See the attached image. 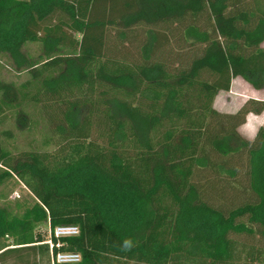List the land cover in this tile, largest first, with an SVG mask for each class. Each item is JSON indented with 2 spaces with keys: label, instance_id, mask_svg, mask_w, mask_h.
<instances>
[{
  "label": "trees",
  "instance_id": "obj_1",
  "mask_svg": "<svg viewBox=\"0 0 264 264\" xmlns=\"http://www.w3.org/2000/svg\"><path fill=\"white\" fill-rule=\"evenodd\" d=\"M263 43L264 0H0V264H51L38 223L79 229L55 264H264V100L165 127L262 90Z\"/></svg>",
  "mask_w": 264,
  "mask_h": 264
},
{
  "label": "rangeland",
  "instance_id": "obj_2",
  "mask_svg": "<svg viewBox=\"0 0 264 264\" xmlns=\"http://www.w3.org/2000/svg\"><path fill=\"white\" fill-rule=\"evenodd\" d=\"M264 46V43H263ZM25 77V73L22 74ZM249 99L264 100V88L257 90L253 88L244 79L237 77L233 79L231 89L229 91H221L217 94L210 93L196 102L194 111L184 115L183 117L173 118L166 121L165 127L177 129L183 126L192 124L201 125L204 122L207 108L214 106L223 112H234L242 104ZM264 125V113L260 115L249 114L247 116L246 123L240 127V132L248 139H253L258 128ZM5 199H0V203H6L8 205L15 206L17 202L30 201L31 194L19 183L15 178H10L8 184L3 189ZM34 233L41 234L44 239H48L53 233V230L49 228L47 223H38L34 226ZM6 244L15 246V241L12 238H6L4 241ZM1 247V246H0ZM40 264H49L46 259H42Z\"/></svg>",
  "mask_w": 264,
  "mask_h": 264
},
{
  "label": "built area",
  "instance_id": "obj_3",
  "mask_svg": "<svg viewBox=\"0 0 264 264\" xmlns=\"http://www.w3.org/2000/svg\"><path fill=\"white\" fill-rule=\"evenodd\" d=\"M54 235L56 237H72L76 236L79 233V229L77 226L73 225H62L57 226L54 231ZM51 248V264L57 263H77L81 260V256L79 253L76 252H59L58 254L54 255L52 253V242L51 240L48 241Z\"/></svg>",
  "mask_w": 264,
  "mask_h": 264
},
{
  "label": "clouds",
  "instance_id": "obj_4",
  "mask_svg": "<svg viewBox=\"0 0 264 264\" xmlns=\"http://www.w3.org/2000/svg\"><path fill=\"white\" fill-rule=\"evenodd\" d=\"M136 243L132 238H125L120 244L121 251H131L135 246Z\"/></svg>",
  "mask_w": 264,
  "mask_h": 264
},
{
  "label": "crops",
  "instance_id": "obj_5",
  "mask_svg": "<svg viewBox=\"0 0 264 264\" xmlns=\"http://www.w3.org/2000/svg\"><path fill=\"white\" fill-rule=\"evenodd\" d=\"M264 113V112H263Z\"/></svg>",
  "mask_w": 264,
  "mask_h": 264
}]
</instances>
